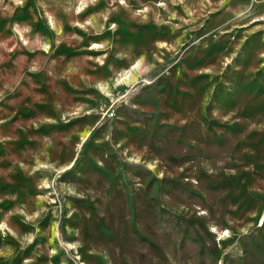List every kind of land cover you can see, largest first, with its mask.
<instances>
[{
	"label": "rangeland",
	"instance_id": "1",
	"mask_svg": "<svg viewBox=\"0 0 264 264\" xmlns=\"http://www.w3.org/2000/svg\"><path fill=\"white\" fill-rule=\"evenodd\" d=\"M0 264H264V0H0Z\"/></svg>",
	"mask_w": 264,
	"mask_h": 264
}]
</instances>
